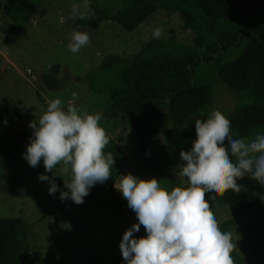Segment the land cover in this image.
Returning a JSON list of instances; mask_svg holds the SVG:
<instances>
[{
  "label": "rangeland",
  "instance_id": "1",
  "mask_svg": "<svg viewBox=\"0 0 264 264\" xmlns=\"http://www.w3.org/2000/svg\"><path fill=\"white\" fill-rule=\"evenodd\" d=\"M34 1L40 2V9L45 13L37 12L36 17L28 23L17 22V17L3 18L0 9V37L3 40V43L0 42V103L11 106L9 113H0V136L14 134L18 129L32 135L29 122L40 117L50 99L58 97L65 105L74 103L89 112L103 113L101 126L110 137L109 144L123 150V165L120 169L114 167L111 170L112 178L105 182L101 195L93 199L88 195L82 204H76L70 199L61 201L59 192L55 195L49 193L50 185L41 181L39 175L51 177L52 173L46 172L42 161L33 168L23 155L14 162L0 158V217H22L29 223L33 234L28 242L33 254L28 264H122L119 248L122 234L138 221L127 201L114 187L119 183V176L130 172L141 178L155 177L168 190L182 186L181 181L186 178L180 175V152L168 165L164 164L156 170L151 168L161 146L171 143L172 138L160 135L144 152L138 146L135 130L128 127L120 133L118 125L104 116V110L110 105L109 88L118 82L119 77L118 67L103 70L102 63L110 55L131 57L152 41H158V50L165 51L177 47L193 48L197 43L194 38L199 33L207 37L204 42L211 41L213 44L216 41L215 46L219 45L220 40L199 15L195 19L201 25V31L185 29L180 12L175 9H159L151 19L133 31L123 29L113 19L94 22L85 29L77 30L74 24L78 19L72 18L71 8L80 5L83 10L84 0ZM128 1L89 0V6L95 5L112 15ZM170 5L178 6L177 3ZM246 26L249 25L230 20L222 29L225 32ZM156 29L162 32L159 39L153 35ZM75 31L90 34V44L78 54L71 53L67 48ZM158 50L155 53H159ZM240 51L232 49L226 54V59L235 58ZM55 64L60 65L58 78L62 80V85L50 90L44 85L42 77ZM28 70L32 71L33 76L27 73ZM213 85V101L206 119L213 111L231 113L250 103L251 99L244 92L230 90L217 78L213 79ZM166 113L163 108L157 124L161 125ZM192 132L194 134L185 150L192 147L196 137L195 126ZM233 138L240 137L234 133ZM67 179L63 175L55 177L61 190L64 188L63 180ZM117 200L121 207L116 205ZM46 212H54L55 215L40 221ZM215 214L220 224L233 220L228 228L237 243L232 256L234 264H243L248 255L243 241V225L247 220L257 218V213L252 211L240 218H232L228 208H222ZM135 235H146L142 225ZM36 244L40 247L37 253L34 250Z\"/></svg>",
  "mask_w": 264,
  "mask_h": 264
},
{
  "label": "trees",
  "instance_id": "2",
  "mask_svg": "<svg viewBox=\"0 0 264 264\" xmlns=\"http://www.w3.org/2000/svg\"><path fill=\"white\" fill-rule=\"evenodd\" d=\"M40 7V2L34 0H0L3 18L17 17L19 23H28L39 11L44 14ZM90 9L86 19L75 22L77 30L94 22L113 19L123 29L133 31L159 9H175L180 12L185 29L200 30L201 25L195 19L199 15L220 40L215 46L216 41L213 44L204 42L207 37L199 33L194 38L197 43L193 48L161 51L158 50L159 42L152 41L131 57L110 55L104 59L101 68L118 67L119 77L118 82L109 88L110 105L104 110V116L118 125L120 133L128 127L135 130L138 146L144 152L160 135L172 138L171 143L161 146L151 168L156 170L168 165L177 153L188 148L195 122L206 120L209 114L214 78L234 92H244L251 99L234 112L221 111L230 120L233 134L251 138L257 132L264 133V0H129L112 15L95 5ZM230 20L249 26L224 32L222 27ZM232 49L241 50L240 54L226 59ZM59 72L60 65L55 64L43 75V83L48 89L55 90L62 85ZM163 108L167 113L160 125L157 124L160 122L158 115ZM10 111L9 104L0 103V113ZM30 136L22 129L14 134L1 135L0 158L14 162L26 151ZM105 152L114 155V167L120 169L123 150L109 144ZM237 183L241 184L240 193L232 190L220 196L208 193L206 200L214 213L228 208L232 218H240L252 211L257 213V218L249 219L243 225V241L248 249L243 264H264V201L260 199L264 196V186L247 176ZM104 185L105 182L92 187L90 198L101 195ZM116 202L121 207L119 200ZM53 215L54 212H46L40 221ZM232 223L233 220L221 223V230L228 232ZM58 224L57 228L61 230ZM31 231L29 223L22 217H0V264H28L33 254L28 242L32 238ZM39 248L36 244V253Z\"/></svg>",
  "mask_w": 264,
  "mask_h": 264
},
{
  "label": "clouds",
  "instance_id": "3",
  "mask_svg": "<svg viewBox=\"0 0 264 264\" xmlns=\"http://www.w3.org/2000/svg\"><path fill=\"white\" fill-rule=\"evenodd\" d=\"M90 11L89 0H84L83 10L73 5L71 15L86 19ZM153 35L159 39L162 32L156 29ZM89 44L88 32L75 31L67 48L78 54ZM102 119V112L65 105L57 97L47 102L38 119L29 122L32 135L23 158L33 168L43 162L52 176L40 174L39 179L48 182L51 195L59 192L61 201L82 204L92 187L112 178L115 159L105 152L110 137L101 126ZM195 131L192 147L180 151V175L186 178L182 186L168 190L155 177L130 172L114 184L138 221L122 234V264H234L237 243L231 232L221 230L206 196L229 190L240 193L237 181L245 176L264 186V133L257 132L251 140L233 138V126L219 110L197 120ZM61 175L68 177L63 190L55 180ZM260 199L264 201V196ZM141 225L146 235L137 237Z\"/></svg>",
  "mask_w": 264,
  "mask_h": 264
},
{
  "label": "built area",
  "instance_id": "4",
  "mask_svg": "<svg viewBox=\"0 0 264 264\" xmlns=\"http://www.w3.org/2000/svg\"><path fill=\"white\" fill-rule=\"evenodd\" d=\"M2 41V43H3V40L1 39V37H0V42ZM11 67V66H10ZM29 75H31V76H33V74H31L32 73V71L31 70H28V72H27Z\"/></svg>",
  "mask_w": 264,
  "mask_h": 264
}]
</instances>
